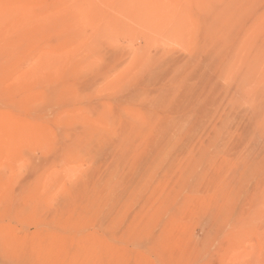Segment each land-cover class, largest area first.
Masks as SVG:
<instances>
[{"label": "rangeland", "instance_id": "374dc122", "mask_svg": "<svg viewBox=\"0 0 264 264\" xmlns=\"http://www.w3.org/2000/svg\"><path fill=\"white\" fill-rule=\"evenodd\" d=\"M0 264H264V0H0Z\"/></svg>", "mask_w": 264, "mask_h": 264}]
</instances>
